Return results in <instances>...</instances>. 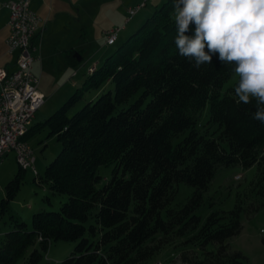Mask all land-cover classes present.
<instances>
[{
  "label": "trees",
  "instance_id": "1",
  "mask_svg": "<svg viewBox=\"0 0 264 264\" xmlns=\"http://www.w3.org/2000/svg\"><path fill=\"white\" fill-rule=\"evenodd\" d=\"M158 5L63 105L23 136L26 141L47 130L60 143L38 183L67 200L54 211L33 212L30 229L10 216L13 228L0 237V264H36L58 240L78 241L58 264H140L185 235L181 245L195 248H182L180 264H246L226 243L241 231V206L211 211L202 224L195 210L221 166L256 165L264 194V124L252 119V104L236 103L237 78L221 93L230 66L213 57L196 69L179 56L173 0ZM81 61L68 55L72 67ZM207 102L212 132L198 128ZM111 164L110 179L97 186L99 167ZM25 171L18 165L4 185L0 216ZM179 183L193 191L172 206Z\"/></svg>",
  "mask_w": 264,
  "mask_h": 264
},
{
  "label": "rangeland",
  "instance_id": "2",
  "mask_svg": "<svg viewBox=\"0 0 264 264\" xmlns=\"http://www.w3.org/2000/svg\"><path fill=\"white\" fill-rule=\"evenodd\" d=\"M80 5L79 15L75 11L71 14L77 18L80 16V23H73L72 26L80 29V38L76 36L74 39H80L76 42L81 48L83 61L78 64V75L69 78L68 84L57 81L52 85L53 94L45 97L43 105L37 110L36 118L32 119V125L42 122L44 118L49 116L54 110L58 109L75 92L76 88L81 86L84 77L88 75L87 69L93 61L97 65L101 64L104 58L109 55L127 36L132 34L145 18L153 12L152 0H148L147 5L138 9L131 17L126 13L130 0H74ZM165 1V0H164ZM157 5L160 6L162 2ZM140 4V3H139ZM135 6V5H134ZM128 18V19H127ZM120 27L116 43L114 45L105 44L104 31ZM83 28V29H82ZM57 32L59 38L61 34L70 32L69 28H59ZM74 30V29H73ZM72 30L73 34L74 31ZM72 34V35H73ZM52 39L49 36L50 40ZM51 41V40H50ZM84 42V45H82ZM37 44V43H36ZM37 48V47H36ZM38 49V48H37ZM72 69L73 70H76ZM50 77V75H49ZM83 78L80 83L73 84L77 78ZM236 79L232 74L231 78L223 84L221 93L224 92L226 86ZM39 90L49 88V78L43 77ZM63 84V85H62ZM42 92V91H41ZM79 103L78 106H80ZM198 128L203 131L208 128L209 132L216 130V125H208V102L201 112H199ZM183 135L173 139L177 142ZM29 146L33 149L35 157L34 167L39 175L35 176L31 169H26L21 183L20 189L15 198L10 202L8 210L0 216V237L2 232L11 230L13 227L10 222V216L16 218L19 222H25L31 228V215L33 212L45 210L54 211L59 208L61 203L67 200L66 195L54 194L45 183H38L39 176L43 175L45 167L54 159L60 150V143L54 136H48L47 130H41L34 135L28 137ZM226 146V143L223 142ZM14 152L8 153L0 161V199L4 196V185L13 177L14 172L18 169V164L14 160ZM114 166H100L98 175L101 177L97 186H102L105 181L110 179ZM259 170L256 165L244 168L240 164L231 166H221L215 171L214 176L209 184L208 189L203 192L202 203L195 210V214L199 215L202 224L205 217L211 211H229L237 204L241 206L240 223L241 231L227 239L231 250L240 251L245 257L246 264H264V194L259 192L260 184L263 180H259ZM240 175L239 179L236 177ZM35 178V181H34ZM193 188L185 183L178 184L177 194L172 206H177L186 201L192 193ZM48 198V199H45ZM43 208V209H42ZM89 235L88 232L85 236ZM189 235L176 237L174 242L163 245L160 251L155 253L147 261L140 264H180L178 256L182 248L194 249L192 245L183 247L182 242ZM78 241H51L47 252L43 253V258L36 264H58L66 258L73 250ZM36 247H38L36 245ZM214 248V244L208 245V249ZM29 247L26 255L33 250Z\"/></svg>",
  "mask_w": 264,
  "mask_h": 264
},
{
  "label": "clouds",
  "instance_id": "3",
  "mask_svg": "<svg viewBox=\"0 0 264 264\" xmlns=\"http://www.w3.org/2000/svg\"><path fill=\"white\" fill-rule=\"evenodd\" d=\"M173 9L179 56L196 69L213 57L230 66L236 103L264 124V0H173Z\"/></svg>",
  "mask_w": 264,
  "mask_h": 264
},
{
  "label": "built area",
  "instance_id": "4",
  "mask_svg": "<svg viewBox=\"0 0 264 264\" xmlns=\"http://www.w3.org/2000/svg\"><path fill=\"white\" fill-rule=\"evenodd\" d=\"M30 1L7 0L0 4V7L8 10L6 53L15 56L13 70L0 68V161L8 153L14 152L17 164L36 174L33 149L27 141L22 140L31 126L35 112L45 100V95L38 88L39 78L31 67L41 59L40 55L31 54L35 50L33 40L41 19L30 8ZM145 2L143 0L140 4L128 7L127 15L133 16ZM119 31L120 27L104 31L105 44L114 45ZM96 66V63L89 66L87 72H94Z\"/></svg>",
  "mask_w": 264,
  "mask_h": 264
},
{
  "label": "crops",
  "instance_id": "5",
  "mask_svg": "<svg viewBox=\"0 0 264 264\" xmlns=\"http://www.w3.org/2000/svg\"><path fill=\"white\" fill-rule=\"evenodd\" d=\"M7 0H0V4L6 2ZM164 0H152V6L157 5L159 2ZM143 0H130L128 7H132L139 3H142ZM148 0H146L145 5H147ZM80 4L75 2L74 0H31L30 8L40 17V22L38 27V31L36 37L33 40V44L35 50L32 51L31 54L40 55V60L35 61L32 64V72L39 78L38 87L42 82V78L47 76L49 78V88L42 90L41 93L45 95V97L49 98V95L53 94V90H51L52 85L57 81L60 83L68 84L69 78L78 75L77 68L72 67L68 63V55L71 54L73 58L76 59L80 56L83 61V55L80 52L81 48H78L79 45H76V42H79L80 39H74L77 32V37L80 38V29H76V27L72 26L73 23H80L81 18L78 16L77 18L73 17L71 14L72 11H75L77 15H79V9L77 6ZM143 6V7H144ZM127 7V8H128ZM8 10L7 8L1 6L0 7V68H5L8 71L13 70L15 67V56L8 55L6 53V39L9 34L8 28ZM128 19V18H127ZM63 27L64 29L69 28L70 32L61 34V38L58 36L59 28ZM74 29V30H73ZM83 29V28H82ZM74 31V34L72 32ZM106 31V30H105ZM58 32V33H57ZM73 34V35H72ZM51 36L52 39H49ZM37 43V44H36ZM84 42H82V47ZM38 49H37V48ZM76 54V55H75ZM80 60V61H81ZM97 63L93 61L91 64ZM78 67V66H77ZM73 70L72 69H75ZM50 75V77H49ZM83 78H77L73 84L80 83ZM82 83V82H81ZM80 83V84H81ZM63 85V84H62ZM51 88V89H50ZM37 112V111H36ZM36 118V113L34 114ZM33 117V118H34ZM32 124V123H31ZM28 142V140H26Z\"/></svg>",
  "mask_w": 264,
  "mask_h": 264
},
{
  "label": "water",
  "instance_id": "6",
  "mask_svg": "<svg viewBox=\"0 0 264 264\" xmlns=\"http://www.w3.org/2000/svg\"><path fill=\"white\" fill-rule=\"evenodd\" d=\"M75 55H76V54H75ZM77 60H78V61H80V60H81V57H80V56H78V57H77Z\"/></svg>",
  "mask_w": 264,
  "mask_h": 264
}]
</instances>
